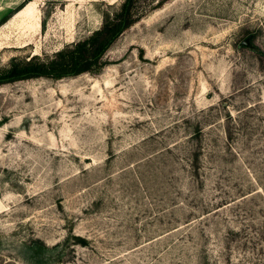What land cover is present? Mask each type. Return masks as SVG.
<instances>
[{
  "label": "rangeland",
  "instance_id": "obj_1",
  "mask_svg": "<svg viewBox=\"0 0 264 264\" xmlns=\"http://www.w3.org/2000/svg\"><path fill=\"white\" fill-rule=\"evenodd\" d=\"M122 1L37 0L0 71ZM141 4L99 72L0 84V264H264V0Z\"/></svg>",
  "mask_w": 264,
  "mask_h": 264
},
{
  "label": "trees",
  "instance_id": "obj_2",
  "mask_svg": "<svg viewBox=\"0 0 264 264\" xmlns=\"http://www.w3.org/2000/svg\"><path fill=\"white\" fill-rule=\"evenodd\" d=\"M29 1H23L1 23L22 11ZM107 5L110 8L104 12L102 25L89 36L66 44L47 57L37 54L25 59L15 57L7 68L0 71V84L36 77L61 79L99 72L105 65L106 53L117 39L153 7V4L149 7L142 5L141 0H123L119 4Z\"/></svg>",
  "mask_w": 264,
  "mask_h": 264
},
{
  "label": "crops",
  "instance_id": "obj_3",
  "mask_svg": "<svg viewBox=\"0 0 264 264\" xmlns=\"http://www.w3.org/2000/svg\"><path fill=\"white\" fill-rule=\"evenodd\" d=\"M23 1L25 0H0V22ZM36 2L37 0H30L29 3L25 6V10L23 11V13H25L26 15L34 14V4H36Z\"/></svg>",
  "mask_w": 264,
  "mask_h": 264
}]
</instances>
